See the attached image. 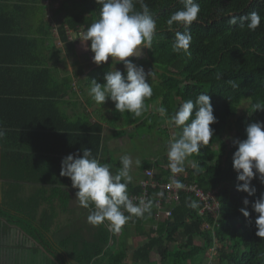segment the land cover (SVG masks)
I'll return each instance as SVG.
<instances>
[{"label": "trees", "instance_id": "16d2710c", "mask_svg": "<svg viewBox=\"0 0 264 264\" xmlns=\"http://www.w3.org/2000/svg\"><path fill=\"white\" fill-rule=\"evenodd\" d=\"M37 2L0 0V126L6 130L5 137L0 139V177L8 187L4 191L8 198L21 192L22 184L37 186L30 201L23 203L17 199L13 203V208L27 211L15 217L8 214L10 222L14 220L34 240H43L41 232L49 231L54 215L50 218L42 211L41 225H37L38 208L44 204L50 211L58 207L61 212L69 213L71 202L76 200L78 190L72 187L69 178L60 176L62 160L69 154L82 155L84 149H89L93 157L103 163L101 123L108 127L122 123L124 128L131 127L133 133L144 128L154 115L158 116L160 107L167 109L171 117L183 102L195 101L203 93L211 96L217 119V123L210 126L214 135L208 145L200 147L199 155H193L199 171L185 166L186 172L178 174L177 180L183 184L194 183L205 193L215 191L218 211L200 212L203 203L181 190L177 192L178 202L169 203L162 187L169 182L170 169L157 162H146L141 170L153 171L154 186L143 189L139 184L130 183L128 195L136 203L145 191L144 199L152 200L153 208L150 214L132 217L123 226L121 236L131 227L137 237L146 239L133 253L134 264H154L150 261L153 253L159 257L156 264H198V259L209 249L215 250L216 264H264V238L256 235L258 214L251 206L264 194V184L255 178L253 196L238 192L237 185L242 182L237 180L232 161L237 150L234 141L247 138L249 124L264 122V110L254 108L256 104L264 108V0H197L201 11L189 29L177 25L170 29L167 24L172 13L183 9L181 0H145L157 22V30L146 58L138 64L157 74L156 82L150 77L147 80L149 84L153 82V95L146 99V111L140 118L117 112L115 103L106 99L110 116L98 114L100 105L99 110L94 111L97 114L93 113L99 119L94 123L86 113L70 119L63 112L65 98L72 92L70 79H58L39 52L49 34L47 25L43 20L39 22L41 33L35 38L30 36L32 25L26 21L27 4ZM79 2L80 12L65 18L56 29L62 44H69L67 30L73 33L86 30L99 19L101 5L97 0ZM136 7L139 10L138 4ZM253 11L262 17L254 31L229 24L231 17L247 16ZM176 31L191 32L190 56L183 51L173 52ZM119 66V71L126 76L123 62ZM112 70L110 61L95 64L85 74L86 87L89 89L93 80L104 84L106 73ZM244 101L248 102V107L237 116ZM92 105L90 101L85 104L86 107ZM151 107L156 112H152ZM234 118V136L228 144L223 135L231 130ZM148 127L150 132L156 130V125ZM169 129L175 132L171 140L181 131L174 125H169ZM159 130L168 134V129ZM125 134L124 130H114L113 136ZM168 144L164 147L166 153ZM159 193L163 196L159 197ZM244 199L249 200L248 219L240 212L245 207ZM192 202L198 206L190 207ZM81 209L84 211L81 218L76 219L77 232L70 234L84 232L88 235L82 242L80 258L91 264H123L126 246L123 241L118 250L108 246L111 240L117 243L115 233L109 230V222L93 226L87 221L89 209ZM165 211H170V217L159 216L155 221L157 215ZM125 215L129 214L125 212Z\"/></svg>", "mask_w": 264, "mask_h": 264}, {"label": "clouds", "instance_id": "9594fccd", "mask_svg": "<svg viewBox=\"0 0 264 264\" xmlns=\"http://www.w3.org/2000/svg\"><path fill=\"white\" fill-rule=\"evenodd\" d=\"M184 7L170 15L167 20L169 28L173 25L189 29L197 21L201 11L197 0H181ZM101 5L99 19L80 33L78 39L82 42L91 41L90 50L94 55L93 63L97 66L112 61L123 62L126 76L119 70L108 71L104 77L105 83L96 80L90 83L88 94L95 103L103 105L106 99L115 103L119 113H130L134 118H140L146 111L145 101L153 95V88L147 82L155 77L154 71L145 72L143 66H138L130 57L139 58L142 50L150 49L157 30V22L145 0H97ZM139 5V10L136 5ZM262 17L253 11L247 16H233L229 24L241 29L254 31L260 26ZM192 43L190 31H176L172 43L173 52L191 55ZM256 111L264 110L259 104L254 105ZM158 112L166 119V123L180 128L167 147L168 168L175 177L186 172L185 165L199 171L197 161L190 159L199 155L201 146L209 144L213 138L214 129L210 126L217 123L214 115L211 96L200 94L195 101L188 99L183 102L174 115L168 117L167 109L160 107ZM6 135V130L0 126V139ZM246 139L236 140L237 150L233 154V169L237 173V191L253 196L256 192L252 180L258 178L264 184V122L251 123L246 127ZM121 168L117 173L111 171L109 164H101L93 157L92 150L84 149L83 154H69L61 162L60 176L71 180L72 187L77 189L76 200L79 206L89 209L87 221L93 226L109 222L114 233H119L132 217H143L150 214L153 208L152 200L138 198L134 203L128 195V185L132 183L130 174L133 159L130 155L120 158ZM140 166V160L135 161ZM169 188L181 190L185 185L173 178ZM163 196V193H159ZM245 207L240 209L242 215L250 218L246 210L249 200L244 199ZM198 205L192 202L190 205ZM252 210L258 214L255 220L256 235L264 238V194L252 203ZM123 209V210H122ZM127 212L129 215H125Z\"/></svg>", "mask_w": 264, "mask_h": 264}, {"label": "rangeland", "instance_id": "374dc122", "mask_svg": "<svg viewBox=\"0 0 264 264\" xmlns=\"http://www.w3.org/2000/svg\"><path fill=\"white\" fill-rule=\"evenodd\" d=\"M80 10H81V4L79 0H72L70 5L64 6L63 9L60 8L56 13L52 15L53 20L55 21V24H54L55 27L59 26L60 25L59 23H62L65 18H69L73 15L78 14ZM46 25H47V31L51 30L52 25L50 24H46ZM83 31L85 30L82 29L81 32ZM48 35L47 37H45L47 41V47L44 48L46 55L44 56L42 53L41 54L45 57L46 61L48 60L50 61L49 68L52 70L54 69L56 77H60L62 74H70L68 71V67L69 66L73 67L76 64H78V62H85L86 66L80 67V69L73 68V73L74 72L76 73L79 70L81 71V73H83L86 69L95 65L92 59L94 54L90 50H89V53H90L89 56L86 57V55L84 56L83 54V51L90 49L89 43L91 41H88L86 43L84 42L83 44L77 46L79 55H80L78 56L74 52V47L75 45L79 44L81 40L78 41V40H75L74 38H76V36L79 37L80 36L79 34L76 35V33H72L71 36L74 39L72 41V44H64V45L62 44L58 45L59 39L57 36V32H55L54 34L55 41L51 39V37ZM61 51H65L66 55H62V53H60ZM147 53H148V49L145 48L142 50L141 57L139 58L130 57L129 59L132 60L133 63L140 66L138 63L146 58ZM53 55L54 57H52ZM51 57L52 59H50ZM108 61L112 63L113 69H117V70L120 69V66H119L120 62L118 63V61H112L111 57H109ZM144 69L146 73L149 72L147 68H144ZM80 80L81 79L78 78L77 81H80ZM156 80H157V74L155 72V77L152 79V81L156 82ZM152 81H151V85H153ZM83 91L85 92L83 95V101L86 102V99L89 100L94 105L93 107H95V111L97 112V110H99L100 108V104L95 103V101L89 96L87 92L89 91L88 88L86 89V91L85 90ZM86 96L88 97L86 98ZM80 97H82V93L80 94ZM247 107H248V102L244 101V103H242L238 108L237 116H241L244 113V111L247 109ZM154 110L156 112V109L151 107V111L153 112ZM107 113H108V107L104 103L103 105H101V108L98 114L102 116H106L107 118L109 114ZM157 114L159 113L157 112ZM159 115L158 116L154 115V118L151 119L149 122H147V125L144 128H140L134 131L132 133L133 136L131 137H130L129 130L127 128H124L122 123H120L119 125L115 127L109 126V127L104 128L105 130L103 131V136H102V159L109 160V164L111 166V170L113 171V173H117L122 167L120 163V158L121 156L125 154L130 155L133 159V166L130 171V174L133 177V181H137L138 179L141 178L142 176L141 167H142V164L145 162H157L161 164L162 166L168 167V158H167V153L164 151V147L166 144H168L171 141V137L174 136L175 132L169 129V124L166 123V121H164ZM234 120L235 118L231 122V130L224 133L223 135V139L224 140L226 139L228 144H231L233 136H234ZM152 125L154 126L156 125L155 127L156 130L150 132V128L148 126H152ZM164 128L168 129V134L167 132L164 133L159 130V129L162 130ZM114 130L116 131L124 130L126 134L122 137L115 138L113 137ZM190 159L194 160L193 156L190 157ZM136 160H140L141 162L140 166H136L135 164ZM185 166L187 168H191L187 164ZM70 208L73 209V210L71 209V211H75V214L77 213L76 218H81V213L84 210L81 209L82 207H80L77 204L76 200L71 202ZM59 216H60V219L58 220L59 221L61 220L60 223H62V220H63L62 217H64V215L59 214ZM58 220H56V222ZM128 234L131 235L132 237L134 235V232L130 230L127 232V234L125 233L120 238H118V240L120 242L127 241L129 245V249H133L137 247L138 245L142 244V242H144L141 239H137V240L133 239L134 241H132L130 240V238L127 237ZM60 237H62L61 234L53 236V240H55V243L58 241ZM30 253L34 257H41L40 255H36L33 251H30L29 254ZM215 256H216L215 250L209 249L204 257H200L198 259L199 260L198 264H216Z\"/></svg>", "mask_w": 264, "mask_h": 264}, {"label": "flooded vegetation", "instance_id": "af4514ba", "mask_svg": "<svg viewBox=\"0 0 264 264\" xmlns=\"http://www.w3.org/2000/svg\"><path fill=\"white\" fill-rule=\"evenodd\" d=\"M36 188L37 186L34 185L22 184L21 192H18L17 195L11 194L8 198L6 192H4L8 190V187L6 182L0 177V264H91L80 258L82 242L88 238V235L84 232L80 235H70L72 225L64 226L66 222L63 223V220L60 223L61 220L59 221L58 219H60L59 214L62 213L58 207L55 208V211H50L43 204L36 211L37 214L40 211H44L50 218L54 215L49 231L41 232L43 240H34L30 235L22 231L14 223V220L10 222L9 215L15 217L19 212L27 211L26 208H13V203L17 199L27 203L33 198ZM4 215H7V217ZM68 217L71 216L68 215ZM37 218L36 224L41 225L40 217L37 216ZM56 220L58 221L56 222ZM44 223L47 224L46 220ZM60 234L62 237L55 243L53 236ZM30 251L41 257H34L31 253L29 254Z\"/></svg>", "mask_w": 264, "mask_h": 264}, {"label": "crops", "instance_id": "0c3cea01", "mask_svg": "<svg viewBox=\"0 0 264 264\" xmlns=\"http://www.w3.org/2000/svg\"><path fill=\"white\" fill-rule=\"evenodd\" d=\"M72 0H38V2L36 4L34 3H29L27 4V12L29 13L27 16H26V21H28V23H30L32 25V33H30V36L32 37H35V38H39L40 37V33H41V29L38 28V24L41 20H43V22L45 24H50L52 25L51 27V30H49V35L51 37V39H54V34L55 32H57V27H55V21L53 20V17L52 15L54 13H56L60 8L63 9L64 6H68L70 5ZM40 15H43V17H41ZM64 21V20H63ZM61 24V23H59ZM58 24V25H59ZM38 28V29H37ZM37 29V31H36ZM82 29H79L76 33L80 35V32H81ZM36 31V32H35ZM54 32V33H53ZM73 32L67 30V36H68V42L69 44H72V41L75 39V40H80L78 39L79 37L76 36V38H72L71 34ZM58 36V34H57ZM59 39V37H58ZM84 42H80L79 44L75 45L74 47V52L75 54H77L78 56L79 55V51H78V47L79 45L83 44ZM59 44H62V43H58ZM64 45V44H62ZM74 46V45H73ZM47 47V41H46V44L45 46H40L39 48V52L42 53L44 56L46 55L45 54V51H44V48ZM60 53H62V55H66L65 51H61ZM83 54L84 56L86 55L89 56L90 53H89V50L87 49L86 51H83ZM54 57V55L52 56ZM52 57L50 59H52ZM47 59V58H46ZM46 64L47 66L49 67L50 65V61H46ZM69 64V63H68ZM70 65V64H69ZM86 64L85 62H78V64H76L75 66L71 67L69 66L68 67V71L70 74H62L60 77H57L58 79H61V78H64V77H68L70 79V84L72 86V92H69L68 93V97L65 98L66 100V104L63 106V112H65V114L70 118V119H75L76 116H78V114H83V113H86L89 118L91 119V123H94L96 122L97 120L99 121L97 115L93 114L95 113V107H93L94 105H92L91 107H86L85 104L87 103V100L86 99V102L83 101V95H84V91H86L87 87H86V76L85 74L87 73V71L91 68H88L86 69L83 73H81V71H77L76 73L74 72L73 73V68H79L80 67H85ZM54 70V69H53ZM80 74V75H79ZM78 78H80L81 80L80 81H77ZM61 81V80H59ZM88 92V91H87ZM82 93V97H80V94ZM88 96H86L87 98ZM102 124V127H103V131L105 130L104 128L105 127H108L105 123H101ZM129 130V132H131V127L127 128ZM102 136H103V133H102ZM133 136L132 135V132L130 133V137ZM114 137V136H113ZM122 137V136H120ZM115 138H118V137H115ZM146 163V162H145ZM151 163H154V162H151ZM102 164H109V160H104L103 159V163ZM144 164V163H143ZM142 164V165H143ZM110 165V164H109ZM112 171V170H111ZM113 172V171H112ZM144 172L143 170H141V173H142V176L140 179H138L137 181H132V183L134 184H139L141 185L143 179H144ZM72 209V208H71ZM73 210V209H72ZM42 211H40L38 213V217H41L42 215ZM64 217L63 218V223H65L64 226H69V225H72V229L70 231V234H74L77 232V225H76V217H77V213L75 214V211H69L70 213V216L71 217H68L69 213H64V212H61ZM67 216V218H66ZM159 216H163V212H160L159 215H157V217L155 218V221H158V217ZM68 221V222H67ZM70 223V224H68ZM74 225V227H73ZM76 225V226H75ZM153 228H155V226L153 225ZM123 229V228H122ZM109 230L112 231V228L111 226H109ZM128 231L132 230L134 232V230L131 228V227H128L127 229ZM127 231V232H128ZM121 233H122V230L119 232V233H115V240L117 241L116 244L113 243V241L111 240L109 242V247L115 249V250H118V248H120V241L118 240V238L121 236ZM128 238H130V240L134 241L133 239H141L145 242V238H140V237H137L134 233V235L131 237V235H127ZM127 238V239H128ZM142 242V244L144 243ZM125 246H126V256H125V259L123 261V264H134L133 263V253L134 251L140 247L142 244L138 245L137 247L133 248V249H129V245H128V242L125 241L124 242ZM150 261L154 264H156L158 261H159V257L157 256L156 253H153L151 258H150ZM139 264H143V263H139Z\"/></svg>", "mask_w": 264, "mask_h": 264}, {"label": "built area", "instance_id": "2783aa9c", "mask_svg": "<svg viewBox=\"0 0 264 264\" xmlns=\"http://www.w3.org/2000/svg\"><path fill=\"white\" fill-rule=\"evenodd\" d=\"M153 175H154V173L151 170H146L144 172V179L141 183V187L143 189H145L147 187H153L154 186V183L151 180L153 178ZM173 178L177 179V175L175 177H173V174L170 172L169 182L166 183L162 187L163 190L165 192H167V200L169 203H177L178 202L177 192L179 190L168 187V185L171 183V180ZM184 185H185V187L183 189H181V191L192 194L197 200H199L200 202L203 203V208L200 212H208V213L213 214V213H216L218 211V203L215 199V194H216L215 191L205 193L194 183H188V184L185 183ZM144 195H145V191L140 198H144ZM159 197H161V196L159 195ZM130 199H132L133 201L135 200L134 198H130ZM157 205H158V207H160V201H158ZM163 217L164 218L170 217V211L163 212ZM205 228L208 229V227H206V226H205Z\"/></svg>", "mask_w": 264, "mask_h": 264}]
</instances>
